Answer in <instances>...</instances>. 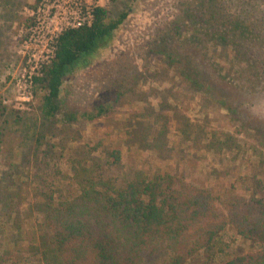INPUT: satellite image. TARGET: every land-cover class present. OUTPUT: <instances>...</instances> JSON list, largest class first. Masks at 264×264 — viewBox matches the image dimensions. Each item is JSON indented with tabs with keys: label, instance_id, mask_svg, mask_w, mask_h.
Listing matches in <instances>:
<instances>
[{
	"label": "rangeland",
	"instance_id": "rangeland-1",
	"mask_svg": "<svg viewBox=\"0 0 264 264\" xmlns=\"http://www.w3.org/2000/svg\"><path fill=\"white\" fill-rule=\"evenodd\" d=\"M207 1L112 0L109 16L117 18L127 11V18L89 67L66 81L62 111L50 118L56 121L49 125V146L46 141L36 147L34 135L49 118L40 110L35 85L34 96L30 94L28 75L35 61H42L45 47L25 43L24 36L30 22L26 8L38 0H0V188L5 179L24 172L22 179L28 181L31 194L22 201V214L29 202L50 195L53 188L55 195L61 190L65 195L72 182L76 190L74 165L80 156L90 164L99 160L101 171L116 186L139 173H174L210 188L221 209L226 201L250 196L259 182L264 183V66L261 83L252 67L264 59V49L245 42L236 55L218 39L207 48L208 37L191 34L207 25L203 16ZM215 1L222 9L227 3L233 12L237 7L257 14L264 10V0ZM194 69L211 73L220 84L219 73L227 77L223 86L227 98L192 82L189 75ZM102 104L110 106L103 116L84 120L82 113ZM73 112L82 120L73 124L63 148L61 136L67 131L61 120ZM148 124L157 127L156 135L145 140ZM41 217L37 212L32 222ZM228 233L227 241L232 237L237 248L250 250V241L231 228ZM144 256L147 264H163L168 252ZM39 257L33 256L36 264L42 263Z\"/></svg>",
	"mask_w": 264,
	"mask_h": 264
},
{
	"label": "trees",
	"instance_id": "trees-1",
	"mask_svg": "<svg viewBox=\"0 0 264 264\" xmlns=\"http://www.w3.org/2000/svg\"><path fill=\"white\" fill-rule=\"evenodd\" d=\"M217 4L215 0L207 1L203 11L207 25L191 34L197 39L201 35L208 37L207 48L218 39L236 55L242 53L246 44L264 49L263 9L257 14L253 9L237 7L233 12L227 3L224 9ZM128 14L125 11L113 18L107 7H100L91 25L61 34L54 56L41 74L33 77L41 95L40 110L49 118L45 122L48 127H38L34 135L36 147L51 136L49 125L56 119L50 118L62 111L61 95L66 81L78 70L89 67L100 49L110 44ZM259 61V65L252 66L257 69V82L264 66V59ZM219 74L223 78L221 84L211 73H201L200 69L192 70L189 76L192 82L226 99L223 86L228 84V78ZM232 84L236 86L234 81ZM109 107L102 104L82 113V117L93 121ZM66 116L61 120L63 131H67L61 136L63 148L67 147L64 142L71 137L68 132L73 131V124L82 120L74 112ZM153 124L146 125L145 140L149 135L155 137L157 127ZM153 142L157 144L155 139ZM87 161L86 156H80L74 165L76 190L71 188L72 182L64 189L65 195L62 190L55 195L57 189L53 188L50 195L29 202L23 214L20 206L31 194L28 181L22 179L24 172L17 171V177L5 179L0 188V264H36V255L42 260L38 264H147L144 254L160 250L168 252L163 264H264L263 182L254 187L250 196H235L221 209L210 188L174 173H139L123 186H116L101 171L99 160L91 164ZM37 212L42 217L33 223ZM230 228L250 241L249 251L237 248L232 237L227 241ZM29 235L31 239L27 241ZM235 250L238 252L224 261Z\"/></svg>",
	"mask_w": 264,
	"mask_h": 264
},
{
	"label": "built area",
	"instance_id": "built-area-1",
	"mask_svg": "<svg viewBox=\"0 0 264 264\" xmlns=\"http://www.w3.org/2000/svg\"><path fill=\"white\" fill-rule=\"evenodd\" d=\"M112 0H38L26 8L30 22L26 29L25 43H40L42 61H35V69L28 75L30 94L33 97V77L55 54L62 33L67 30L91 25L100 7H108ZM30 96V95H29ZM31 97V98H32Z\"/></svg>",
	"mask_w": 264,
	"mask_h": 264
}]
</instances>
